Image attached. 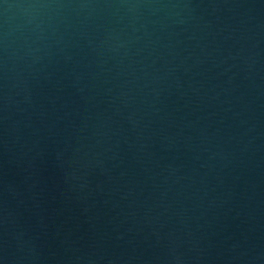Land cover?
Segmentation results:
<instances>
[{
  "label": "water",
  "instance_id": "1",
  "mask_svg": "<svg viewBox=\"0 0 264 264\" xmlns=\"http://www.w3.org/2000/svg\"><path fill=\"white\" fill-rule=\"evenodd\" d=\"M0 264H264V0H0Z\"/></svg>",
  "mask_w": 264,
  "mask_h": 264
}]
</instances>
